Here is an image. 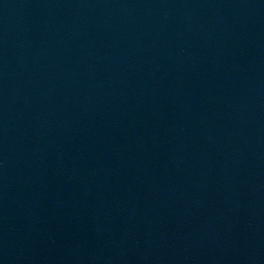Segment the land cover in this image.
Listing matches in <instances>:
<instances>
[{
	"label": "water",
	"instance_id": "obj_1",
	"mask_svg": "<svg viewBox=\"0 0 264 264\" xmlns=\"http://www.w3.org/2000/svg\"><path fill=\"white\" fill-rule=\"evenodd\" d=\"M0 264H264V0H0Z\"/></svg>",
	"mask_w": 264,
	"mask_h": 264
}]
</instances>
